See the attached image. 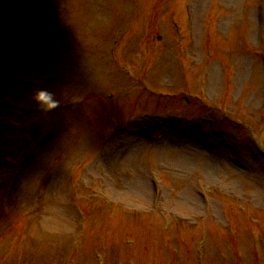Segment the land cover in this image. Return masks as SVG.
I'll return each mask as SVG.
<instances>
[{"label":"rangeland","instance_id":"1","mask_svg":"<svg viewBox=\"0 0 264 264\" xmlns=\"http://www.w3.org/2000/svg\"><path fill=\"white\" fill-rule=\"evenodd\" d=\"M262 4L0 0V264H264Z\"/></svg>","mask_w":264,"mask_h":264},{"label":"clouds","instance_id":"2","mask_svg":"<svg viewBox=\"0 0 264 264\" xmlns=\"http://www.w3.org/2000/svg\"><path fill=\"white\" fill-rule=\"evenodd\" d=\"M33 100L37 107L44 112H51L60 106V100L57 98L56 93L47 88L36 90Z\"/></svg>","mask_w":264,"mask_h":264}]
</instances>
